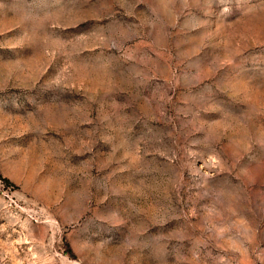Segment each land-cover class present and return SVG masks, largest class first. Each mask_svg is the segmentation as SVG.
Listing matches in <instances>:
<instances>
[{"label":"rangeland","instance_id":"obj_1","mask_svg":"<svg viewBox=\"0 0 264 264\" xmlns=\"http://www.w3.org/2000/svg\"><path fill=\"white\" fill-rule=\"evenodd\" d=\"M0 264H264V0H0Z\"/></svg>","mask_w":264,"mask_h":264}]
</instances>
